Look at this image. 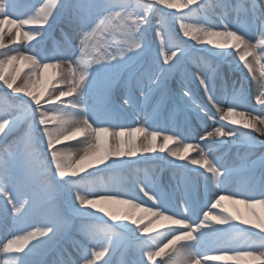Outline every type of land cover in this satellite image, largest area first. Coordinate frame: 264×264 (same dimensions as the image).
Listing matches in <instances>:
<instances>
[{"label": "snow or ice", "instance_id": "6c2138e0", "mask_svg": "<svg viewBox=\"0 0 264 264\" xmlns=\"http://www.w3.org/2000/svg\"><path fill=\"white\" fill-rule=\"evenodd\" d=\"M198 3L201 8L204 6L202 0H148L147 3L137 2L134 5L128 0H28L22 6L17 0L0 3V17H3L0 19V48L5 47L3 41L6 33L10 43L18 42L21 37L27 42L35 41L29 44L31 54L18 50L16 55L0 53L3 56L0 58V82L12 93L27 98L17 97L19 111L31 121L28 141L32 143L35 135L37 143L45 144V160L47 156L51 157L50 165H45L43 173L48 178L47 188L49 191L62 190L66 194L67 204L63 210L44 209V195L33 192L30 187V166H24L25 174L13 176L10 162L0 159V201H6L0 215L7 217V205L10 204L17 214V220L31 212L39 223L33 231L13 235L3 243L0 247V253L6 257L3 264H43L37 257L61 232L68 215L86 216L98 221L107 217L113 225L103 220V239L96 233H89L97 244L91 258H88L85 248L77 259L68 255L55 264H80L81 260L84 264H97L106 253L111 252L110 245L114 243L111 236L117 228L122 229L133 242L137 258L130 264H155V258L164 256H167L164 264H228L229 261L233 264H264V235H260L264 233V217L254 210L256 206L264 209V161L258 182L254 180L250 186L233 191L227 184L233 170L216 160L211 148L205 151L197 143H184L192 138L190 128L181 129L174 122L172 127H161L147 116L143 124L135 127L112 122L118 108L133 105V89L142 95H145V89L159 93L165 101L170 94V77L179 70L180 58L186 55V51L184 44L175 40L168 31L163 19L155 25L159 56L151 57L146 66L141 63L143 57L152 51L148 35L152 16L160 13L162 17H171L183 37L195 45L207 46L206 50L218 58L235 62L233 50H236L243 69H247L253 78V64L246 56L256 57L260 66L258 80L261 90L255 95V103L261 106L260 112L252 115L253 110L239 111L247 105L243 84L240 89L233 87L232 93L224 96L227 108H217L222 113L220 119L228 124L206 131L200 139L215 137L218 145L246 142L254 146L256 137L253 133L264 136V47H260L264 46V0H247L246 4L235 6L220 4L225 9L234 7L237 11H243L250 25L258 21L259 40L256 44L251 43L250 38L246 39L247 34L242 28L234 29L225 23L224 17L220 18L219 24L188 23V19L197 11L190 5ZM157 5L175 11L165 13ZM183 9L188 11L176 14ZM61 17L64 25L71 30L72 37L62 28L64 45L49 54L42 45L53 23ZM6 24L14 26V29H6ZM113 45L116 46L115 51L111 50ZM169 45L175 49L171 54L165 51ZM258 47L259 56L256 51ZM161 56L163 65L159 62ZM17 62L29 71L21 75V68L16 67ZM9 66L11 70L6 71ZM49 70H52L51 73ZM121 72H127V78L121 84L123 103L117 106L111 94L115 85L120 83ZM214 75H198L196 79L208 101L216 106L220 101L213 84ZM41 78L44 79V86L37 89ZM58 85L64 90H60ZM85 90L92 97L91 103ZM73 94H76V99L65 102L63 98L72 97ZM182 96L184 103L191 107L190 93L185 91ZM193 111H204L207 115L200 105ZM18 119L9 120L7 114H0V135L6 137L15 128ZM104 123L108 126H102ZM78 136L84 137L82 154H78V158L66 148L57 147ZM170 142L182 147L173 149L168 146ZM157 151L167 153V156L158 159L176 173L186 175L190 171V163L210 174L204 176L203 172L198 173L205 181L202 199L191 183H186L183 194L176 197L163 191L155 179L134 183L129 191L104 186L81 193V188L91 183L87 177L95 175L90 169L103 171L148 161ZM190 151L198 152V157L187 155ZM82 173H87V176ZM9 181L15 192L24 197L23 203L6 186ZM211 183L215 184V189L209 187ZM141 193L143 196H140ZM143 197L152 202L151 206L144 207L146 201ZM223 201L230 202L233 207H226ZM240 205L250 213L252 219L246 218V212L238 207ZM136 210L141 214L136 215ZM96 213L102 214V217ZM192 216H196L199 222L193 220ZM233 232L240 235V240L235 243L225 241L224 237ZM168 236L171 238L162 243L163 238ZM189 240H194L195 244L177 247L178 242ZM103 264L110 262L105 259Z\"/></svg>", "mask_w": 264, "mask_h": 264}, {"label": "rangeland", "instance_id": "374dc122", "mask_svg": "<svg viewBox=\"0 0 264 264\" xmlns=\"http://www.w3.org/2000/svg\"><path fill=\"white\" fill-rule=\"evenodd\" d=\"M1 1H4V0H1ZM209 1H212V0H202L203 5H204L202 8L199 6V3L196 5H190V8L197 9V11L195 12L194 15H192L188 19L187 22L193 23V24H205V25L208 23H211V22L207 21L208 13L210 11H213V10H218L220 8V7H218V5L220 6V4H222L221 1L226 2L229 0H214L213 2L208 3ZM232 1L233 2H229L227 4H229L231 6H235L238 4L243 5V4L247 3V0H232ZM27 2H28V0H17V3L21 6ZM128 2L132 3L134 5L137 2L147 3L148 0H128ZM156 7L163 9V6H160V5H157ZM229 8H230V10L227 13L230 14L231 11H235L236 14H238V16H240V11H237L235 9L233 10L232 7H229ZM220 10H225V8L221 7ZM169 11H175V10L163 9V12H165V13L169 12ZM187 11H188V9H183V10H181V12H177L176 14L180 15L183 12H187ZM242 17H243V14L240 16V18H242ZM161 19H163L165 21V23L167 24L168 31L173 35L174 39L179 40L180 42H182L184 44L185 51H186V55H184L183 57L180 58V62L182 61L181 68L179 69V71L174 76H172L170 78V82H174L176 77H181L182 79H185L188 75L187 68H189L193 65L203 66L204 68L202 70L204 73H202V74L205 76L209 75V76L213 77V73H215L213 79H216L217 74L219 73V69L216 70V68H215V71H213V68L216 67L218 64L219 65L221 64L218 60V57L209 53L205 49H203V51H201L202 50L201 47L199 48L200 45L195 46V45H193V43H190V40H187L185 37H183L182 34H180L178 25L174 21H171V17H168V16L162 17L160 13H156L152 16V27L149 28V32H148L149 38H150L151 43H152V51L148 55L143 57V59L141 60V63H143V61L147 60L148 57L155 54L154 52H157V50H158L156 48H157V45H159V41L155 38V34H153V31L154 32L156 31L155 25H157V23ZM233 23L235 24L234 27L238 26L237 22L233 21ZM65 27L66 26L63 23V17L59 18L57 21H55L53 23L52 28L49 31L51 33H48V36L45 38V41L42 45V47H44L49 54L52 51L56 50V48L59 45H61V47H63L64 41H65V36L61 32L62 28L64 29V32L68 34L69 37H72V33H70V30L67 27L66 28ZM26 28H27V26H26ZM68 30H69V33H68ZM54 32H55V34H54L53 41L50 44H47L46 39L49 37L50 34H53ZM9 39H10V37H9ZM76 42L78 43V41H76ZM34 43L35 42H32L31 44H34ZM189 43L191 44L190 46H189ZM6 45L7 46H5V50L14 49L15 47L24 48V49L29 48V42L25 41L23 39V37H21L18 42H15V43L8 42ZM171 49L172 48L170 47V50ZM111 50L115 51L116 46L113 45V48ZM170 50H169V47L165 49V51H167V52ZM168 54H170V53H168ZM45 62H49V61H45ZM125 73L126 72L120 73V79H122V77L124 75L127 76V74H125ZM220 81L222 83L227 84V81L222 79V78L220 79ZM240 83L243 84L244 95H245V98L247 100L246 106L249 107L250 103L254 102V99L251 95V92L249 93V90H248L249 87H247L244 83H242V81H240ZM43 86H44V84H39L37 86V89L42 88ZM238 86L239 85H235L233 87L238 89ZM116 87H117V84L115 85V87L112 90L111 99L113 102L121 105L123 103V100H119L118 98L114 99V94L116 93ZM131 95L135 99L136 94H135L134 90L131 91ZM18 96H20V94L12 93L9 89H7L3 86L2 82H0V114H7V118L9 120H13V119H16L17 117H19V119L16 122L15 128L6 137L3 136L0 140V159H6L10 162V172L13 176H20V175L25 174L24 173V166L25 165L30 166V168L32 170V180H31L30 187H31V190L33 192L44 195V197H45V199L43 201V208L44 209H52V210L66 209V207H67L66 194L62 190L49 191L47 188L48 178L43 173L45 171V165L46 164L50 165L51 157L49 155V156H47V158L45 160V156L43 155V153H45L47 151L46 146H45V144L37 143L35 135L33 137L32 143H29L28 134L30 131L31 121L25 119L22 112L19 111V107H18L19 106V100L17 99ZM20 99H27V98L20 96ZM169 100L172 101L171 105H170V110H169L170 113L167 114V115H169V120H170V117H172V116L174 117V116H178V115L182 114V112L179 110V108L176 107L175 105H173V103H175V104L179 103L178 100H180V97L178 96V94L174 90H172V96H171V94H169L166 101L162 100V99H160L158 101V103L156 105V110H158V112H159V110H164V109L168 110L167 106H168ZM196 103L203 107V105H201V103L199 101H197ZM255 106H260V105L255 104ZM120 110H122L121 111L122 117H121V120L119 121V123L129 125V126H133V127L137 126L140 123L143 124L144 118L147 115V110L144 108L137 110V111H134L128 107H123V109H120ZM195 115L197 116L196 121L199 123L200 129L195 133V136L193 137L192 140H188V141L185 140V142H190V141L193 142L197 138L200 139L201 136L204 135V132L208 131V129H209V127L206 124L207 120L197 112L195 113ZM220 115H222V114H220V112H218L216 110L215 114L212 115V117L209 116V118H211L214 122H221L220 119L218 118V116H220ZM184 116H185V118H188L186 120H189L188 115L184 114ZM154 121H155V119H154ZM188 125L190 126L191 123H188ZM154 126H155V124H153V127ZM6 143H7V146L9 145V147L13 148L14 150H16V148H17L18 149L17 154H13V155L3 154L2 149ZM65 144L58 145L57 147L59 148L60 146L65 145ZM222 147L224 150H226L225 152H228V153L229 152H235V153L240 154L241 163H242L243 168L246 171H248V173L252 172L251 174L253 175V179L256 181H259L260 176H261L260 172L258 171L259 164L253 160L251 148L246 147V146L232 147V146H227V145H222ZM217 149H218V147H217ZM160 164H162V161L156 159V157H152L148 161H140V162L135 163V164H130L126 167L111 168V169H106L103 171H96L95 170V171H93V172H95L94 176L87 177L91 183L86 184L85 187L91 189L92 185H94V186L104 185L107 183V182H105L107 177H110V179L114 181V184L112 183V185H111L112 187H113V185L116 186L118 183L117 181L120 180V181H122V184L120 186L117 185V188L124 190L125 188L128 187L131 190V189H133V186L129 182V179L131 177H128L127 174L132 173V175H133V173H134L135 175L144 177L145 175L148 174V172H147L148 170L149 171H150V169L154 170L153 167H151L149 169L148 166H157L156 169L159 170ZM53 171H54V169H53ZM154 171H156V170H154ZM135 172H139V173H135ZM143 172H145V173L143 174ZM83 176H87V174L83 175ZM164 176L165 175H163V174H162V176L159 175L161 180L163 178H165ZM233 176H234V178H233ZM236 177L234 174H232L230 176L227 184L229 185L230 182L232 183ZM240 177H243V176H240ZM57 179H59V178L57 177ZM76 179H79V177H77ZM163 181H164V179H163ZM166 185H168V187L170 186V183H168V180H166ZM12 190H13L14 194L18 195L15 192V190L13 189V184H12ZM18 198L20 199V203H23L24 197H21L18 195ZM5 204H6V201H0V209H2ZM77 206H79V205H77ZM7 209H8L7 217L0 215V230L2 228H5L6 226H8L7 231L3 229L2 232L0 233V242L1 243H6L8 237L13 238V235H23L26 232L33 231L35 227L39 226L38 218L33 213L30 212V213L26 214L22 219L17 220L16 219L17 214L12 211V205L8 204ZM97 214L98 213H96V215ZM103 220H107L109 225H113L112 221L105 219V218H103ZM103 220L98 221V220H94V219H92L90 217H86V216L68 215L66 218V223L62 227L61 232L58 234V236L53 241H51L49 243V245L45 249H43L41 251V253L37 257V259L43 261V264H55L56 261H59V259H58L59 256L60 257L65 256L66 257L67 252H70V250H76V248H78V246H77L78 241H79V243L82 242L81 239H79V236L75 233V231L77 229H81L84 227H90V226H95V227L103 229V227H104ZM3 224H4V227H3ZM162 230L163 229H161V231ZM250 230L259 232V230H257V229H250ZM68 232L70 233V237L68 239H67V236L61 235V234L68 235L67 234ZM99 233H102L101 229H100V231H97V234H99ZM260 235H264V233H260ZM111 237H112V241H114V243L110 245L111 252L106 253L105 257H102L100 261H97V263L103 264V261L105 259H107L110 262V264H113L115 256L118 255L119 253H121L123 256V259L125 261V264H130V262L134 260L133 255L129 254V250L133 246L131 244V239L124 233V231L122 229H119V228L116 229L115 234H113ZM79 248L82 251H83V249L86 248L87 252H88V256H90L91 252L96 249V247L93 244H91L90 241H87L86 244L85 243L82 244V246H79ZM72 252L76 253V251H72ZM57 254H59L58 257H56ZM55 257H56V259H54ZM164 258H163L164 260L167 259L166 257H164ZM164 260L163 261L161 260L157 264H164Z\"/></svg>", "mask_w": 264, "mask_h": 264}, {"label": "bare ground", "instance_id": "6f19581e", "mask_svg": "<svg viewBox=\"0 0 264 264\" xmlns=\"http://www.w3.org/2000/svg\"><path fill=\"white\" fill-rule=\"evenodd\" d=\"M4 1L0 0V3H4ZM213 1L214 0L209 1L208 3L213 2ZM221 2L222 3H229V2H233V1L229 0V1H226V2L225 1H221ZM218 7H220V6L218 5ZM220 8L218 10H213V11H210L208 13V15H207V21L208 22H211L213 24H219L220 23V18L224 17L225 18L224 22L228 23L230 26H232L235 29V27H234L235 24L233 23V21L236 19V20L239 21V24L237 23L238 27H236V28H242L246 32V34H247L246 35V39L250 38V42L253 43V44H256L258 42V40H259V25H258V21L255 24H251L250 25L249 18L243 11H240V14L243 13V17L242 18H240L241 15L239 17L235 18L233 16V14L230 15L229 13H227V11H229L230 8H227L225 10H220ZM232 8H233V10L235 9L234 7H232ZM2 18L3 17H0V19H2ZM4 27L6 29H9V28L14 29V26L7 25V24ZM27 27H29V26H27ZM69 30H68V33H69ZM49 31H50V29H49ZM49 33H51V32H49ZM70 33H72L71 30H70ZM54 34H55V32L52 34V37L48 41L47 44H50L53 41ZM153 34H155L154 31H153ZM14 35H15V32L13 31L12 32V36H14ZM3 42H4L5 46H7L6 44L9 42V35L7 33L4 36V41ZM32 42H35V41H32ZM32 42H29V44L32 43ZM190 43H193V45H195L194 42H192V41H190ZM190 43H189V46L191 45ZM59 47H61V45H59ZM168 47H169V50H170L171 45H169ZM200 47L202 49L201 51H203V49L206 50V48H207V46L202 47L201 45L199 46V48ZM260 47H264V46H260ZM156 49H158V50H157V52H154L155 54H153L152 56L148 57L147 60L143 61V64H145V66L147 65V63L149 62L151 57L159 56V45H157ZM17 50L20 51V52H25V54H31L28 51V49L19 48V47L18 48L15 47L14 49H9V50H5V47L4 48H0V53H7L8 55H16L17 54ZM174 50L175 49L172 48L170 51H168V53L171 54V51H174ZM256 51H257V56H259L261 54L260 51H259V47L257 48ZM233 56L235 57V62H233L232 60L225 61V60H223L221 58H218L219 62L221 63L220 65L218 64L219 65V70H220V76L222 75L224 77V75H227V76L230 75L229 74L230 73V71H229L230 68L229 67H231V68H235V71L233 73V77L234 78L231 76L234 80L239 81L241 79V73H243L247 77V79L250 78L251 88L249 90V93L251 92V95H252V97L254 99V102L250 103L249 107H242V108H240L238 110L239 111L253 110L252 111V115H256V114H258L260 112V109H261V106H260V108H257L255 106V104H256L255 103V95L259 94V91L261 90V88H260V83L261 82L258 80V78L260 76V66L257 64L256 57H253L251 55L246 56V59L250 63L253 64V70H254V73H255V78H253L250 74H248L247 69H243V63L239 61V55L236 52V50H233ZM0 58H3V56H0ZM73 59H75V57H73ZM159 62H160L161 65H163L162 56L159 57ZM181 64H182V61L181 62L179 61V69L181 68ZM237 65H239V68H237ZM16 67L21 68V75H23L24 72L29 71V69L27 67H24L19 62L16 63ZM203 68H204L203 66L193 65V66L187 68L188 76L185 79H182L181 77H176L174 82H170L169 83V89H170L171 96H172V90H174L178 94V96L180 97V100H178L179 103H177V104L173 103V105L178 107L179 110L182 112V114L178 115L177 117L176 116L175 117L172 116V117H170V120H169V115H167V114L170 113L169 110H170V105H171V102H172V101L169 100L168 101V106H167L168 110H166L163 115H161V116H159L158 118L155 119L156 124H159L161 127H172L173 122H174L175 125L177 127L181 128V129L191 128V137L192 138L191 139H187L186 141L192 140L193 137L195 136V133L200 129L199 123L196 121L197 120V116L195 115L196 112L193 111V109L196 107V105H198L196 103L197 101H199L201 103V105H203V109H205L206 112H207V115H205L204 111L199 112V114L201 116H203L207 120L206 124L209 127L208 131H212L215 127H218L221 124H225V125L228 124V123L223 122L220 119L221 115L218 116V118L220 119L221 122H214L211 118H209V116L212 117V115L215 114V111L217 110V108H223V109L227 108V101H225L224 96H225V94H231L233 89H232L231 85L227 84V86H225V85H222L218 80H217V82L213 81V84H214L215 90H216L217 99L220 101V103H218L216 106H213V104L208 101V98L205 95L203 88L200 86L199 81L196 79V77L198 75L205 76V75L202 74V73H204L203 70H202ZM8 70H11V66H9V68L6 69V71H8ZM51 71L52 70H49V73H51ZM125 74H127V72ZM126 78H127V76L124 75L122 77V79H120V83H118L117 87H116V93L114 94V97L118 98L119 100H123L124 90L122 89L121 84L123 83V80L126 79ZM39 84H44V79L43 78L40 79V81L37 83L36 87ZM58 87L60 88V90H64L62 86H58ZM133 90H134V92L136 94V97L134 99V103H133L132 107L128 106V105H124V107H128V108H130L131 110H134V111H137V110H140V109L144 108V109L147 110V115L146 116L147 117L150 116L149 117L150 121H152V118L154 117V114L156 115L157 112H158V110H156V105H157L158 101L161 99L160 98V94L159 93H155V92H148V90L145 89V95H142L140 93V91H138L136 89H133ZM185 91H188L190 93V95H191V101H190L191 107H189L188 104L184 103V98H183L182 94ZM85 92H86V97L89 99V102L91 103L92 102V97L90 95H88L87 90H85ZM63 99L64 100L66 99L65 101H67L69 99L74 100V99H76V94H73L72 97H67V98H63ZM121 111L122 110L118 109L115 112V114H114V116L112 118V122H114L116 124H120L119 121L121 120V117H122L121 116ZM184 114L188 115L189 123H191L190 126L187 125V123L185 122V120L188 119V118H185ZM220 114H222V113H220ZM144 121H145V118H144ZM102 126L106 127V126H108V124L104 123V124H102ZM228 126L231 127L232 125H228ZM149 130H151V128ZM204 135H205V132H204ZM253 135L256 137L255 144L253 146V150H254L253 151V157H254V160H256L259 163V169H262V161H264V136H261L258 133H253ZM2 137H3V135H0V140H1ZM177 139H179V138H177ZM215 139H216L215 137L208 138L207 140H201V139L197 138L193 142L192 141H190V142H185L184 141V143H197V144L200 145V147L204 148L205 151H209V148H211L212 156L216 160L225 163L229 168H231L233 170V173H237V172L240 173V171H242V169H243V166H242V163H241L240 154L235 153V152H229V153L225 152L226 150H224L222 146L219 147L218 144L215 143V141H216ZM223 139H227V138H223ZM83 141H84V137L78 136V137L74 138L72 141L66 142L65 145H62L59 148H66L69 153L73 154L74 156H76V158H78V154H82V149H83V146H84L83 145ZM159 142L162 143V140H160ZM111 143H112V139H111V137H109V144H111ZM238 143H246V142H236V143H231V144H238ZM168 146L173 148V149L177 148L178 146L182 147V145H178L177 143H174V142H170ZM217 147H218V149H217ZM17 151H18L17 148H16V150H14L13 148H10L9 145L7 146V143L3 146V149H2V153L5 154V155L17 154ZM187 155L191 156L192 158H196V157H198V152L190 151L189 153H187ZM161 156H167V153L165 152V153L161 154V153H159L157 151L152 157H156V159H158V157H161ZM137 159H139V157H137ZM168 159H173V158L172 157H168ZM158 160L162 161L161 159H158ZM185 163H187V161H185ZM100 167L102 168L103 166H100ZM124 167H126V166H124ZM148 167H149V169L151 167H153L154 170H156V171H154L153 169H150V171L149 170L147 171L148 174L145 175L144 177L135 175L134 173H133V175H132V173L131 174H127L128 177H131L130 178L131 180L129 179V182H130V184L132 186L134 185V183H137V182H141V181H145V180L152 181L153 179H155L156 182L162 188V190L164 189L163 191H165L166 193H168V192L169 193H173L176 197H179L180 195L183 194V191H184V188H185V184L186 183H191L195 187L198 196L201 199L203 198L204 193H205V181H204L202 176L198 175V173L203 172L204 176H210V174L205 172L203 169H199L198 166H193V165H191L189 163L188 164V169L190 171H188L186 175L174 172L172 169L168 168L163 163V161H162V164L159 165V170L156 169L157 166H148ZM89 171H95V169H90ZM135 173H139V172H135ZM144 173L145 172H143V174ZM86 174L87 173H82L81 175H86ZM162 174L165 175L164 176L165 178H163L164 181H163V179L161 180L160 177H159V175L162 176ZM240 176H241V174H238L237 177L234 179V181L232 183L230 182V184L228 185L233 191L241 189V188H244V187H248L254 181V179L251 180V176L249 175V173L245 174L243 177H240ZM229 178H228V180H229ZM166 180H168V183H170L169 187H168V185H166ZM228 180H227V182H228ZM105 182H107V183L104 184V185H98V186L92 185L91 189L90 188H86L85 186H83L81 188V193H84L86 191H91L93 188L100 189V188H102L104 186L112 187L111 186L112 183L114 184V181L111 180L110 177H107ZM117 182H118L117 183L118 186H120L122 184V181H120V180H118ZM117 185L116 186L113 185V187L117 188ZM6 186L9 189L12 190V182L11 181H9V183ZM209 187L212 188V189H215V184L211 183L209 185ZM168 189H171V191H168ZM129 190L130 189L127 187V188H125L122 191H129ZM140 196H143V194L141 193ZM143 199L146 201V204L144 205V207L151 206L152 202L148 201L147 197H143ZM222 203L226 207H228L230 209L233 207L230 204V202H228V201H223ZM115 207H124V206H115ZM238 207H240L242 211L246 212V218L252 219L250 213H247V210H245L242 205H240ZM254 210L259 215L264 217V209L260 208L259 206H256V208ZM215 211H219V210H215ZM135 214L136 215H140L141 213L139 212V210H136ZM199 215L202 216V212H200ZM97 216H101L102 217V214L98 213ZM103 218L108 219L107 217H103ZM192 219L193 220H197V222H199L198 219L196 218V216H192ZM159 223L167 224V222H165V221H160ZM156 226H157V228H159L158 224ZM3 227H4V224H3ZM241 227H247V226L241 225ZM7 228H8V226H6L5 228H2L0 230V233L2 232L3 229L7 231ZM100 229H102V228H98V227H95V226H90V227H84V228H81V229H77L75 231V233L79 236V239H81V241H82L81 243H79V241H78L77 246L79 247V244H81V245L84 244V243L86 244L87 241H90V243L93 244L96 247V249H97V244L95 243V241H93L90 238L89 233H96L97 234V231H100ZM159 230H161V229H159ZM67 234L68 235H64V234H61V235L62 236H67V239H68L70 237V233L68 232ZM137 235H139V233H137ZM98 236H99L100 239L104 238L103 233H99ZM170 238H171L170 236L163 238L162 243H166L167 240L170 239ZM8 239H11V238L8 237ZM224 239H225V241L235 243L236 241L240 240V235L238 233L233 232V233H229L227 236H225ZM111 240H112V237H111ZM105 242L107 243V240H105ZM131 244L133 245L132 241H131ZM182 244L183 245H194L195 241L194 240L181 241V242H178L177 247H179V245H182ZM2 245H3V243L0 242V247H2ZM76 251H77L78 255L74 256L72 258L74 260L77 259L78 257H80L82 255V252H83L80 248H76ZM167 251L168 250H166V252ZM129 254L133 255V259L137 258L136 252H135V249H134V245L130 248ZM58 256H59V254H57L56 257H58ZM56 257L54 259H56ZM164 257L167 258V256H164ZM5 258L6 257L4 256V254L0 253V264H3V260ZM90 258H91V255H90ZM163 258H161V257L155 258V264H157L161 260L163 261L165 259V258L164 259ZM58 259H60V256L58 257ZM61 259H64V258L61 256ZM81 261H80V264H84V262L81 263ZM97 264H99V263H97ZM113 264H125V261H124L123 256H122L121 253H119L118 255L115 256ZM228 264H233V262L229 261Z\"/></svg>", "mask_w": 264, "mask_h": 264}]
</instances>
